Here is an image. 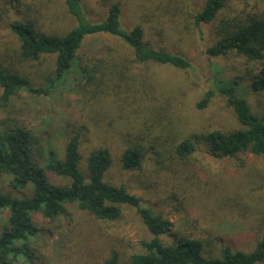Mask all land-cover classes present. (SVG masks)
<instances>
[{"label": "rangeland", "instance_id": "obj_1", "mask_svg": "<svg viewBox=\"0 0 264 264\" xmlns=\"http://www.w3.org/2000/svg\"><path fill=\"white\" fill-rule=\"evenodd\" d=\"M118 1L123 26L140 24L147 42L183 55L191 67L134 62L126 68L125 60L132 59L128 48L117 38L101 35L95 44L103 45L107 58L116 57V66L109 71L106 84L100 85L101 91L94 93L93 87L90 92L89 84L83 89L86 79L75 72L57 81L52 74L55 55L30 62L18 58L19 40L9 28L7 15L19 17L18 7L21 14L35 18L41 30L63 33L75 24L64 1L0 2V61L28 75L33 87L45 89L37 94L22 91L13 102L23 108L21 113L31 126L48 131L59 155L68 137L79 132L83 170L89 150L107 146L113 163L106 180L126 185L144 205L173 221L171 231L161 235L165 242L172 243L180 235L199 238L207 255H219L221 243L252 250L264 236V157L250 151L232 157L218 155L202 136L243 127L221 88L234 86L252 112L264 116V90L254 91L249 76L257 64L236 52L220 56L206 52L217 39V20L197 26L191 15L205 0ZM247 4L264 8V0H229L224 12L235 15ZM82 7L91 21L103 19L107 12L99 0H82ZM208 90L213 91L208 103L198 107ZM185 139L194 141L195 151L181 162L174 146ZM139 142L146 149V161L139 169H124L123 150ZM0 182L14 195L28 193L10 187L5 176L0 175ZM121 207V217L108 221L72 204L53 223L36 214L42 229V259L47 264H94L116 249L121 264H127L132 253L144 249L142 242L151 234L133 207ZM4 221L1 215L0 226Z\"/></svg>", "mask_w": 264, "mask_h": 264}, {"label": "trees", "instance_id": "obj_2", "mask_svg": "<svg viewBox=\"0 0 264 264\" xmlns=\"http://www.w3.org/2000/svg\"><path fill=\"white\" fill-rule=\"evenodd\" d=\"M17 1L0 0L4 5ZM63 1L75 21L63 33L41 30L37 20L21 14L18 7L15 11L19 17L7 15L9 28L19 40L18 58L30 62L38 61L44 55H55L52 73L55 80L63 81L75 72L81 79H86L83 89L90 85L89 89L95 87L94 93L101 91L100 85L106 84L109 71L116 66L115 55L107 58L103 45L95 44L101 35L117 38L128 48L132 59L125 60L126 68L134 62L169 64L179 69L191 67L183 55L147 42L140 24L131 28L123 26L122 7L118 0H99L107 12L103 19L97 21L88 19L82 0ZM228 1L205 0L202 8L191 14L194 23L199 26L216 19L217 39L206 47V52L210 56L236 52L249 63L257 64L249 73L251 88L264 90V8H259V4L254 2L257 5L247 4L240 13L225 14ZM133 87L132 84L130 88ZM22 91L37 94L45 89L33 87L28 75L0 61V112L3 114L0 117V175L6 177L10 187L28 191L27 194L14 195L0 182V216L5 215L0 226V264H47L39 250L42 229L35 215L40 214L53 223L67 212L68 204L102 221L121 217V205H129L136 210L151 237L143 240L144 249L132 253L127 264H259L264 261V236L250 251L221 243L219 255L205 254L203 241L199 238L180 235L172 243L165 242L161 235L171 231L173 221L144 205L140 196L126 185L106 180L105 174L113 163L110 149L107 146L91 148L84 159L83 170L80 167L83 161L81 135L75 132L68 137L63 154L59 155L50 144L48 131L31 126L21 113L23 108L13 102ZM221 91L243 127L229 132L213 130L202 136L203 141L213 153L221 156L232 157L241 151H250L264 157V116L253 113L234 86L221 88ZM212 94L213 91L208 90L198 102V107H204ZM174 147L181 162L195 151V143L190 139ZM145 150L140 142L129 143L121 154L122 167L141 168L147 159ZM47 232L51 235V228ZM94 264H121L119 251L112 249Z\"/></svg>", "mask_w": 264, "mask_h": 264}]
</instances>
